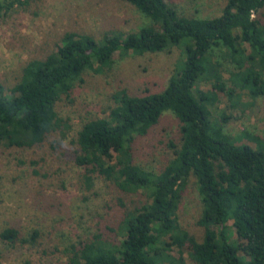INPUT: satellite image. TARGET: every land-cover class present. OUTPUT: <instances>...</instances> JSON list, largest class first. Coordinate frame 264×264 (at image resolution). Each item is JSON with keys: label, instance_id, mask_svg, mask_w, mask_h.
Segmentation results:
<instances>
[{"label": "trees", "instance_id": "1", "mask_svg": "<svg viewBox=\"0 0 264 264\" xmlns=\"http://www.w3.org/2000/svg\"><path fill=\"white\" fill-rule=\"evenodd\" d=\"M30 1H0V25ZM122 1L152 25L102 40L67 32L55 52L25 66L10 94L0 82V144L33 148L54 134L68 137L72 125L56 106L84 82L87 72L110 68L117 53L140 56L178 48L181 63L165 91L143 96L118 92L110 115L88 121L78 132L77 164L86 169L87 187L98 175L124 193H145L148 202L126 214L119 243L94 235L65 250L68 264H187L188 251L192 264H264V143L250 135L257 148L237 142L225 132L230 116L223 111L217 120L211 110L221 95L228 98L226 111L239 106L236 97L264 100V0H228L220 16L208 19L179 17L164 0ZM218 53L233 71L215 60ZM201 82L211 83L214 91H200ZM166 112L179 121L180 142L173 145L175 157L155 173L135 164L133 146ZM191 177L203 205L201 240L182 229L177 217ZM19 237L13 228L0 234L10 244ZM37 238L34 232L23 243L34 244Z\"/></svg>", "mask_w": 264, "mask_h": 264}, {"label": "rangeland", "instance_id": "2", "mask_svg": "<svg viewBox=\"0 0 264 264\" xmlns=\"http://www.w3.org/2000/svg\"><path fill=\"white\" fill-rule=\"evenodd\" d=\"M164 1L179 17L208 19L220 16L228 0ZM151 25L134 6L122 0H31L0 25V82L10 94L25 66L55 52L67 32L102 40L114 33L126 35ZM181 53L178 48L140 56L117 53L110 68L100 73L87 72L71 96H64L57 104L58 115L72 125L68 137L54 134L33 148H7L0 144V234L7 228L20 233L15 244L0 238V264H68L65 250L98 234L119 243L120 223L128 212L147 203L148 197L143 192L124 193L98 175L88 188L86 169L77 164L79 148L74 141L85 123L110 115L118 92L143 96L165 91L179 69ZM215 60L225 70H234L222 53ZM229 77L226 71L225 79ZM199 90L214 91L207 82H201ZM220 99L221 103L211 106V110L217 120H221L223 111L230 116L225 132L237 142L255 148L257 144L248 135L264 143V100L248 95L236 97L239 106L226 111L228 98L221 95ZM179 127L176 116L166 112L147 136L136 139L135 164L162 172L175 157L173 145L180 142ZM202 207L196 179L191 177L177 217L180 227L198 240L204 235V228L198 224ZM34 232H38L36 242L23 243ZM172 255L177 257V251ZM185 259L192 264L189 251Z\"/></svg>", "mask_w": 264, "mask_h": 264}]
</instances>
